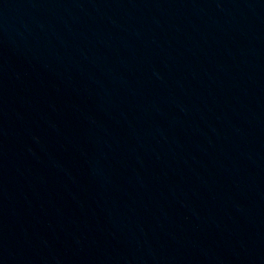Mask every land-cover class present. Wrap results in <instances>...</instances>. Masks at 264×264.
<instances>
[{"label": "water", "instance_id": "obj_1", "mask_svg": "<svg viewBox=\"0 0 264 264\" xmlns=\"http://www.w3.org/2000/svg\"><path fill=\"white\" fill-rule=\"evenodd\" d=\"M0 264H264V0H0Z\"/></svg>", "mask_w": 264, "mask_h": 264}]
</instances>
